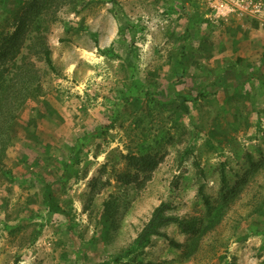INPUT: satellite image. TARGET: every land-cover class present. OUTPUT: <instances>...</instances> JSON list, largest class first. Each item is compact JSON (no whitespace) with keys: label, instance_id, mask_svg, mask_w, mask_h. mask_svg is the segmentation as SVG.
Listing matches in <instances>:
<instances>
[{"label":"rangeland","instance_id":"rangeland-1","mask_svg":"<svg viewBox=\"0 0 264 264\" xmlns=\"http://www.w3.org/2000/svg\"><path fill=\"white\" fill-rule=\"evenodd\" d=\"M28 62L40 76L11 106L0 264H97L162 202L196 230L166 224L135 260L264 264V0H0V71ZM179 91L189 111L165 105Z\"/></svg>","mask_w":264,"mask_h":264},{"label":"trees","instance_id":"trees-1","mask_svg":"<svg viewBox=\"0 0 264 264\" xmlns=\"http://www.w3.org/2000/svg\"><path fill=\"white\" fill-rule=\"evenodd\" d=\"M23 19L21 20L18 29H21L23 24ZM18 30L15 33L7 34L5 41L2 42V58L7 57V51L12 47V44L16 41ZM22 34L25 35L23 32ZM40 43L42 44V56H44L50 67H54L51 48L48 45L46 36L40 38ZM24 38L22 39V41ZM14 46V45H13ZM12 50V49H10ZM131 53V52H130ZM130 54L127 55V57ZM33 62H28L26 66L22 67V73H18L14 78H7L8 73H3L0 71V180L3 178V174H7L6 169L3 166V160L7 153L9 144L11 143L12 135V122L15 120L16 115L12 114L11 106L15 104H24L28 98L35 94L37 88L36 80L38 79L39 70L38 68L33 67ZM1 69V65H0ZM25 70V72H24ZM3 86V87H2ZM5 89V94H2V90ZM165 105L172 109H181L184 111L190 110V105L188 104L187 97L183 94L182 91L177 93V96L171 101L165 103ZM21 105L17 106L19 108ZM11 111V112H10ZM152 162L147 160L145 157H142L138 161V164H144L145 166L149 165ZM142 167V168H145ZM148 167V166H147ZM146 167V168H147ZM54 187L52 184H45L44 187V196L47 198L50 203V208L53 212L56 213H67L66 209L54 198L53 196ZM202 190V189H201ZM172 208V205L168 202L160 203L153 211L148 222L144 225L140 233L134 239L129 247L124 249L122 252L109 256L106 259L98 262L97 264H119L123 262L126 258H129L131 264H159L154 261H142L135 260L134 255L138 252H142L145 247H147L155 235H162L161 227L169 223H177L182 231L184 232H193L196 230V223L192 220L182 219L180 216L169 213V210ZM174 245L179 246L180 243L177 241H171Z\"/></svg>","mask_w":264,"mask_h":264}]
</instances>
